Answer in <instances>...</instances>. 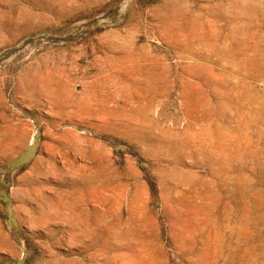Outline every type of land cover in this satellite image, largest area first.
<instances>
[{
  "label": "rangeland",
  "instance_id": "obj_1",
  "mask_svg": "<svg viewBox=\"0 0 264 264\" xmlns=\"http://www.w3.org/2000/svg\"><path fill=\"white\" fill-rule=\"evenodd\" d=\"M0 264H264V0H0Z\"/></svg>",
  "mask_w": 264,
  "mask_h": 264
},
{
  "label": "bare ground",
  "instance_id": "obj_2",
  "mask_svg": "<svg viewBox=\"0 0 264 264\" xmlns=\"http://www.w3.org/2000/svg\"><path fill=\"white\" fill-rule=\"evenodd\" d=\"M51 80V79H50ZM45 87V86H44ZM6 246V245H5Z\"/></svg>",
  "mask_w": 264,
  "mask_h": 264
}]
</instances>
